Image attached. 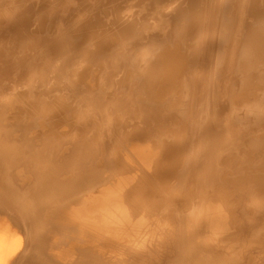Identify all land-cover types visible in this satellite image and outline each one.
<instances>
[{
	"label": "bare ground",
	"instance_id": "bare-ground-1",
	"mask_svg": "<svg viewBox=\"0 0 264 264\" xmlns=\"http://www.w3.org/2000/svg\"><path fill=\"white\" fill-rule=\"evenodd\" d=\"M4 112L0 264H264V0H0Z\"/></svg>",
	"mask_w": 264,
	"mask_h": 264
},
{
	"label": "rangeland",
	"instance_id": "rangeland-1",
	"mask_svg": "<svg viewBox=\"0 0 264 264\" xmlns=\"http://www.w3.org/2000/svg\"><path fill=\"white\" fill-rule=\"evenodd\" d=\"M82 66H84V63L82 64V63H80V64H78V65H75V67H73L74 69L76 68H82ZM78 68V69H79ZM59 82H58V80H55L54 82H52V84L51 85H54V84H58ZM17 91V90H16ZM16 91H15V93H16ZM19 91V90H18ZM21 91V90H20ZM47 92L49 91V88H47V90H46ZM14 93V92H13ZM73 107H76V105H73ZM6 112H4V113H0V121L1 120H3V117H5L4 119H5V121L3 122V127L2 128H4V130H6L7 132H6V134H7V136H6V134H5V140H6V142H8L9 140H11V139H13V138H15V137H13V136H21L22 135V139H25V140H28L29 139V137H32V135L34 134H32V132H34L35 130H37V131H35V133H37L38 132V128H37V126H32L33 128H31L30 130H32V131H29L28 132V130L29 129H27V127L25 128V122L27 121V118L26 119H23V118H21V119H19V121L18 120H14L13 121V119L10 117V116H8L7 115V113L5 114ZM4 115V116H3ZM3 116V117H2ZM2 117V118H1ZM11 118V119H10ZM7 119H8V121H7ZM11 121H10V120ZM23 119V120H22ZM74 119H76V118H73V120ZM13 121V122H12ZM22 121V123H20ZM9 124H11V125H9V127H8V125ZM16 125H18L19 127H17L16 129H18V130H20V126H21V128H24V130H21V132L19 133V131L18 130H16L15 129V126ZM8 127V129H9V131H8V129H6ZM15 129V131H14V129ZM11 129V130H10ZM12 129H13V131H14V133H13V131H12ZM26 129V130H25ZM35 129V130H34ZM18 133H17V132ZM251 131V132H250ZM250 131H244L243 133H249L250 134V137L248 138H245L243 141H241V143L238 145V146H236L237 148V153H236V155L237 156H241V155H243V153H246V155L248 156V159H250L251 160V158H252V160H256V156H253L254 155V150H255V152H257L256 150H257V148L256 149H253L254 147H253V143H254V139L253 138H251V134H252V130H250ZM12 132V134H10ZM9 133V134H8ZM31 133V134H30ZM25 134V135H24ZM28 134H30V135H28ZM13 135V136H12ZM28 135V136H27ZM10 136H12V137H9ZM8 137V138H7ZM8 140V141H7ZM241 145V146H240ZM247 148H246V147ZM249 146V147H248ZM239 147V148H238ZM244 147H245V149H244ZM230 148V147H229ZM246 149H247V152H246ZM245 150V151H244ZM241 152V153H240ZM231 154H233V152L231 151L230 152ZM230 153H228V154H230ZM253 153V154H252ZM230 154V155H231ZM250 154H252V155H250ZM229 155V156H230ZM254 158V159H253ZM253 166V169L251 168ZM254 167H256V168H254ZM261 166H255V165H251L250 164V171H253V170H255V171H257L258 170V168H260ZM252 169V170H251ZM240 190H237V192L238 193H240L239 192ZM231 193H233L234 191H230ZM252 216V215H251ZM257 217H259V216H257ZM262 217V216H261ZM252 218V217H251ZM260 218V217H259ZM253 219V218H252ZM254 219H256L257 220V218L256 217H254ZM260 220H261V218H260ZM258 229V230H257ZM260 225H255L252 229H250V227L248 228V230L249 231H246V233L244 232V236H246V237H248V238H250L251 236H255V235H258V234H260ZM251 234V235H250ZM251 241H249V244L248 245H250L251 246V244L252 245H254L255 243H253V242H251ZM45 250V249H44ZM262 250H263V252H262ZM260 251V252H259ZM163 253H165V259H166V261H165V264H170V263H172V261L170 260L171 259V255L173 254L172 253V251L171 252H168V250H166L165 252H163ZM167 253V254H166ZM169 253V254H168ZM255 253H257V255H259L260 257H263L264 256V248H261V249H258V252H255ZM262 253V254H261ZM167 255H168V257H167ZM258 256H256V258H257ZM163 258V259H164ZM132 260H134V261H132ZM132 260L131 261H129V263H135V262H137V259L136 258H132ZM136 260V261H135ZM169 260V261H168ZM243 260V259H242ZM139 262V261H138ZM147 263L146 264H148V263H150V264H158L157 263V261L155 260V261H152V262H149V261H146ZM24 263V262H23ZM246 264V263H245ZM254 264H257V263H254Z\"/></svg>",
	"mask_w": 264,
	"mask_h": 264
}]
</instances>
